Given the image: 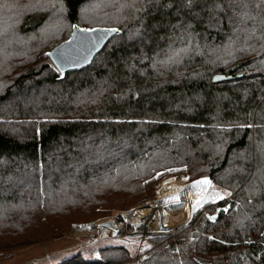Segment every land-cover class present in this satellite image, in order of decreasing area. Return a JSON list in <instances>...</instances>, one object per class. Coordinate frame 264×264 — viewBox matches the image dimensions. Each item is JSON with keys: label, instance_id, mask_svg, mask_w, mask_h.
I'll use <instances>...</instances> for the list:
<instances>
[{"label": "trees", "instance_id": "1", "mask_svg": "<svg viewBox=\"0 0 264 264\" xmlns=\"http://www.w3.org/2000/svg\"><path fill=\"white\" fill-rule=\"evenodd\" d=\"M241 11L229 0H0V253L153 199L155 176L182 167L230 198L180 235L152 239L142 264H234L254 251L264 235V23ZM75 25L121 33L62 76L47 53ZM231 74L242 76L213 83ZM182 202L179 229L205 205ZM168 206L152 208L151 234H168ZM100 256L61 264L130 259L122 247Z\"/></svg>", "mask_w": 264, "mask_h": 264}, {"label": "rangeland", "instance_id": "2", "mask_svg": "<svg viewBox=\"0 0 264 264\" xmlns=\"http://www.w3.org/2000/svg\"><path fill=\"white\" fill-rule=\"evenodd\" d=\"M204 178L210 180L208 177L191 180L185 167L163 171L155 176V179H158V183L153 199L139 203L127 210L115 208L102 211V209H99L98 211H101L99 213L102 215L94 216L88 221L83 220L72 223L60 237L41 240L22 249L1 252L0 264H61L63 260L77 254L83 255L88 260L99 261L101 259L100 251L108 247H122L129 251L130 259L123 264H138L140 261L141 263L139 264H142L147 250L153 247L152 239L180 235L190 228L198 212L204 211V208L208 205L217 204L230 198L228 191L221 189L218 185H214L210 180L211 186L202 185L194 188L196 189L195 198H189L188 195H184L178 199V195L181 192H185L190 188L193 189V184ZM216 192L220 193L223 198L213 200L212 195ZM166 199L168 201L174 200L175 202L168 203V201H163ZM180 200L188 203L196 201V204L197 200H199L200 203L198 205H205L188 219L183 229L178 227L171 229L169 227L168 234H151L156 232L159 226L157 223H153L155 216L158 214L152 213L154 212L152 208L170 204L176 207L173 204H180ZM223 209L221 208L220 211ZM147 211L148 213H146ZM134 213L141 215L138 222L135 221L136 223H133L131 219ZM145 213L148 215H145ZM149 218L152 220L150 223L148 222ZM104 223H109L111 227H105ZM36 224L39 223L36 222L31 225L35 226ZM39 229L42 231L40 225L31 231L40 232ZM175 233L177 234L174 235ZM263 259L264 235L255 245L254 251L247 247L234 264H258Z\"/></svg>", "mask_w": 264, "mask_h": 264}, {"label": "water", "instance_id": "3", "mask_svg": "<svg viewBox=\"0 0 264 264\" xmlns=\"http://www.w3.org/2000/svg\"><path fill=\"white\" fill-rule=\"evenodd\" d=\"M109 29H117V31L111 32L108 31ZM120 33L119 28H88L75 25L71 37L56 46L47 55L53 67L64 76L68 72L82 70L90 66L109 41ZM241 76L240 74L216 75L213 78V83L231 81ZM104 226L111 227L109 223H104Z\"/></svg>", "mask_w": 264, "mask_h": 264}, {"label": "snow or ice", "instance_id": "4", "mask_svg": "<svg viewBox=\"0 0 264 264\" xmlns=\"http://www.w3.org/2000/svg\"><path fill=\"white\" fill-rule=\"evenodd\" d=\"M191 0H189V3ZM230 4H235L237 6H240L242 8V11L239 13L241 18L243 19H252L256 20L259 19L261 23H264V0H229ZM248 9H251L249 11ZM255 13L254 15L252 13ZM108 31L116 32L117 29H109ZM219 79V78H218ZM251 127V125H249ZM211 186V181L207 178L201 179L199 181H196L193 184V188L197 186ZM203 190V189H202ZM230 194V193H229ZM213 200L216 198H223L220 193L216 192L212 195ZM200 201L197 200V204H199ZM226 210V209H225ZM210 220H214L215 217H208ZM210 239H212L210 237Z\"/></svg>", "mask_w": 264, "mask_h": 264}, {"label": "bare ground", "instance_id": "5", "mask_svg": "<svg viewBox=\"0 0 264 264\" xmlns=\"http://www.w3.org/2000/svg\"><path fill=\"white\" fill-rule=\"evenodd\" d=\"M184 192H181L179 195H178V197L180 196V195H182ZM174 197H176V196H174ZM171 198H173V197H171ZM167 200V199H166ZM172 200V199H171ZM162 201V200H161ZM164 201V200H163ZM173 202H175L174 200H172V201H168V203H173ZM176 205V207H177V211L178 212H180L181 210H185L186 209V204L185 203H180V204H175ZM180 207V208H179ZM180 209V210H179ZM168 212H169V215H170V222H169V227L171 228V229H174V228H176L178 225H179V222H178V220H173V219H171L172 218V215L174 214L173 213V206H171V204L169 205V207H168ZM180 222H181V220H180Z\"/></svg>", "mask_w": 264, "mask_h": 264}, {"label": "built area", "instance_id": "6", "mask_svg": "<svg viewBox=\"0 0 264 264\" xmlns=\"http://www.w3.org/2000/svg\"><path fill=\"white\" fill-rule=\"evenodd\" d=\"M139 263H141V261H140V262H138V264H139Z\"/></svg>", "mask_w": 264, "mask_h": 264}]
</instances>
